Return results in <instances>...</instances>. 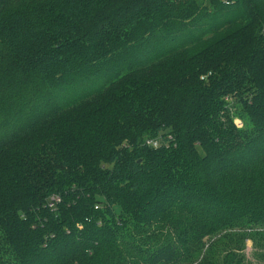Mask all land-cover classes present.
Listing matches in <instances>:
<instances>
[{
    "label": "trees",
    "instance_id": "16d2710c",
    "mask_svg": "<svg viewBox=\"0 0 264 264\" xmlns=\"http://www.w3.org/2000/svg\"><path fill=\"white\" fill-rule=\"evenodd\" d=\"M209 3L0 0V264L264 253V0ZM184 53L164 93L67 114Z\"/></svg>",
    "mask_w": 264,
    "mask_h": 264
},
{
    "label": "rangeland",
    "instance_id": "374dc122",
    "mask_svg": "<svg viewBox=\"0 0 264 264\" xmlns=\"http://www.w3.org/2000/svg\"><path fill=\"white\" fill-rule=\"evenodd\" d=\"M201 1L203 2L201 6L209 9L208 14L212 15L214 9L210 7V0ZM197 27L203 28L204 26L201 25ZM189 53L192 54L193 51H190ZM185 55L186 54L184 53L182 55L175 56L169 61H164L143 73L132 75L120 81L117 85L113 86V88H110L109 91L92 98L90 101H86L83 105L77 107L67 114L70 115L75 113L73 119L78 124L81 122L78 120L77 116L80 117L81 121L97 126L101 120V117L98 115L100 112L103 114L104 110H110L113 104L118 105L119 107H123L126 104L129 98V89L130 87L132 88L135 82L144 81V84L148 86L151 91H155L160 94L164 93L163 91L165 89L169 88L171 85L174 86V84L163 83L161 88H159V84L162 83V80L164 82L166 78L173 79L175 77L174 71L178 70L176 68H178L179 64L185 61ZM52 125L53 123L49 124L48 126L51 127ZM62 132L69 133L68 129H62ZM263 254L264 253H262L260 247L255 246L254 241H248L246 243L245 256L248 261L247 264H264V257L262 256Z\"/></svg>",
    "mask_w": 264,
    "mask_h": 264
},
{
    "label": "built area",
    "instance_id": "2783aa9c",
    "mask_svg": "<svg viewBox=\"0 0 264 264\" xmlns=\"http://www.w3.org/2000/svg\"><path fill=\"white\" fill-rule=\"evenodd\" d=\"M155 146V144H153Z\"/></svg>",
    "mask_w": 264,
    "mask_h": 264
}]
</instances>
